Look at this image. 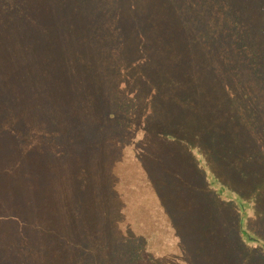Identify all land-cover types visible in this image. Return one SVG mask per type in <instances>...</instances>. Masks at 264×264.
<instances>
[{"label":"trees","instance_id":"trees-1","mask_svg":"<svg viewBox=\"0 0 264 264\" xmlns=\"http://www.w3.org/2000/svg\"><path fill=\"white\" fill-rule=\"evenodd\" d=\"M263 101L264 0H0L28 264H264Z\"/></svg>","mask_w":264,"mask_h":264},{"label":"rangeland","instance_id":"rangeland-1","mask_svg":"<svg viewBox=\"0 0 264 264\" xmlns=\"http://www.w3.org/2000/svg\"><path fill=\"white\" fill-rule=\"evenodd\" d=\"M263 103H264V101H263ZM242 108L247 109V106L244 105V106H242ZM190 134L193 135L191 133V131H190ZM162 149L163 148L154 147L150 142L147 141L142 146V151H143L142 155L145 156V153H149L150 150H153L154 152H162ZM21 150L22 151L20 153V156L21 155L23 156V153L25 152V150L24 149H21ZM18 152H20V150H18V149L15 150V148H13V149L11 148L10 151L5 153L3 151V148H1V145H0V162H1L0 165H2V166H0V187L3 183V181L5 180L6 184L8 185V188L11 189L13 186H15L14 183L16 184L15 178L18 179L21 175L20 178L22 180H24L25 179L24 176L30 174L28 171L29 165H28L26 159L23 160L22 165L18 164V162L20 160V157H18V154H19ZM37 157L41 158L42 161H43V159L46 160L49 158L48 154L44 153V152H40ZM147 162L149 163V161H147ZM11 174L15 178H11L10 177ZM4 175H7V177H4ZM7 178H9V179L7 180ZM18 183H20V182H18ZM256 187L263 189L264 188V181L257 183ZM21 188H24V185H21ZM16 189L18 190L17 187H16ZM0 190H8V189L7 188H1ZM254 191H255V195L260 194V191H256L255 189H254ZM21 194L22 193H19V196L24 197ZM17 197H18V194H16V195L10 194V191H9V195H5L4 192L0 193V211L2 212V213H0V264H28V262L26 260V255H25L27 253V251H25L24 248L30 246L31 242L25 236H21L22 237L21 239L14 238L13 237L14 231L16 233H18V229H24L25 227L28 226V216H30V219L33 223L37 224V222H38V224H41L40 225L41 227L45 223V221L47 220V216L41 215V213L43 211L37 212L36 214L35 213L30 214L32 212V210H29L31 208L29 203L25 204V206H24L25 209H23L22 207L19 209L15 208L14 203L17 202ZM141 199H143V198H141ZM22 201H26V200L23 199ZM190 202H189V205H190ZM41 203L45 204L46 201L41 200ZM158 207H159V205L157 203V205L153 208L154 212L159 209ZM57 208H58V206H57ZM50 214L55 217V215H54L55 212L54 213L51 212ZM184 214H187V213H184ZM64 217H65V215H63L62 219ZM60 218H61V215H60ZM258 222L260 224L259 227H263L262 229H264V226L263 225L261 226V222H264V216L260 220H258ZM189 238H190V235L186 234V239H189ZM21 241H22V243H21ZM21 245H24L22 247V249L20 248ZM72 247H74V246H72ZM18 250L23 252L24 257H21V255L18 254ZM64 250H65V248H64ZM38 253L39 254L36 253L37 255H35L34 259L32 260V261H35L36 263H37V261H39L38 260L39 255H41L45 259L47 256L46 254H44L41 251ZM16 256H18V258ZM43 261H45V260H43Z\"/></svg>","mask_w":264,"mask_h":264}]
</instances>
